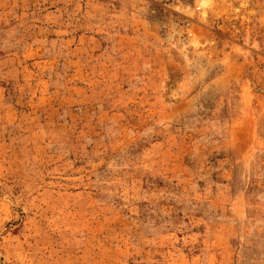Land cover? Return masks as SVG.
I'll return each mask as SVG.
<instances>
[{"label":"rangeland","instance_id":"rangeland-1","mask_svg":"<svg viewBox=\"0 0 264 264\" xmlns=\"http://www.w3.org/2000/svg\"><path fill=\"white\" fill-rule=\"evenodd\" d=\"M0 264H264V0H0Z\"/></svg>","mask_w":264,"mask_h":264}]
</instances>
